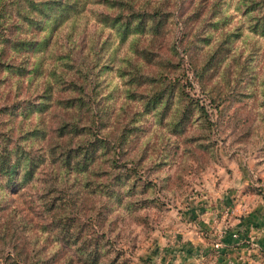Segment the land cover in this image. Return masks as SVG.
Masks as SVG:
<instances>
[{"label": "trees", "instance_id": "trees-1", "mask_svg": "<svg viewBox=\"0 0 264 264\" xmlns=\"http://www.w3.org/2000/svg\"><path fill=\"white\" fill-rule=\"evenodd\" d=\"M89 1L0 0V83L15 77L14 90L22 78L34 83L29 95L6 97L0 105V122L7 124L0 129V209L6 201V191H18L44 175L41 206L50 216L51 231L44 236L45 257L34 246H23L22 250L14 246L7 256L0 257V264H115L119 250L113 249L109 236L115 221L109 214L122 206L134 212L146 205L141 202L146 197L136 194L144 188L151 189L153 184L141 182L135 166L148 157L147 144L153 149L150 132L160 141V158L154 160V166H163L175 160L172 156L179 153L180 142L188 151L185 155L194 156L196 151L214 154L213 126H235L240 121L244 126L237 134L240 138L248 134L250 137L257 126H264L263 117L254 115L250 119L249 114L258 90L264 89V74L256 68L257 60L264 55V43L257 41L260 36L264 38V0H199L187 14L176 15L182 16L187 29L180 35L183 46L179 58L185 55L201 96L186 90L193 85L187 76V83L171 79L174 60L161 55L155 44L170 20L171 13L164 6L170 0H96L113 12L96 14L100 30L107 31L96 33L91 50L85 53L77 35L85 30L84 11ZM232 7L242 15L230 25ZM194 22L199 26L189 34ZM244 30L252 38L241 50L233 44ZM215 31L220 35L212 41ZM141 36L150 45L137 47ZM60 37L64 42L59 45ZM126 43L128 50L121 54ZM89 55L86 70L77 65V57L86 60ZM135 56L157 67L151 78L140 73L142 65L134 61ZM115 58L118 64L114 70L125 85L128 76L131 90L128 94L124 90L125 95L142 107L138 117H130L109 134L103 131L108 111L95 101L96 95L90 94L98 81L89 79L97 77V70L91 68L99 69L96 65L100 60H104L101 67L111 70L109 62ZM41 80L43 84L38 88ZM147 82L152 84L150 91L131 94ZM203 100L210 103L212 110ZM246 103L250 110L243 118L237 112L238 108L244 111ZM55 106L67 115L51 130L31 121L32 117L41 119ZM227 111L229 114L222 117ZM147 114H153L159 126H141ZM213 115L218 120L216 124ZM127 148L135 150L137 159L129 160L134 166L117 160ZM87 211L92 230L78 216ZM99 217L104 219L101 225ZM1 232L3 237L5 233ZM68 250L71 252L64 254Z\"/></svg>", "mask_w": 264, "mask_h": 264}, {"label": "rangeland", "instance_id": "rangeland-1", "mask_svg": "<svg viewBox=\"0 0 264 264\" xmlns=\"http://www.w3.org/2000/svg\"><path fill=\"white\" fill-rule=\"evenodd\" d=\"M142 1L136 0L137 3ZM196 2L199 0H170L164 4L165 9L171 13V17L155 44H158L161 55L164 54L169 59L174 60L173 71L169 72L171 79L177 78L181 82H186L185 76H187L189 80H192L193 85L186 87V90L193 95L201 96L198 85L193 80L192 73L184 61L185 55L179 58L183 46L180 35L187 29L182 16H176L179 13L185 15L190 12L195 7ZM150 4H152L151 1ZM106 10L113 12V9L107 8L106 5L96 0H91L85 4L84 14L86 16L83 22L85 30L77 35L82 44L83 52L86 53L91 50L90 44L96 38V33L107 31L106 28L100 30L96 15L98 12ZM230 12L233 15L229 24L233 25L241 18L242 13L233 7ZM197 26H199L197 22H194L189 29V34L194 32ZM246 32L247 30H244L242 37L235 40L234 47L241 50L247 48L252 37L246 36ZM219 35L220 31L213 32L212 41ZM257 41L264 43V38L260 36ZM61 42H64V39L62 41L60 37L58 44L60 45ZM144 45L150 44L146 37L141 36L136 46ZM127 50L128 43L125 47H121L119 52L122 54ZM263 57L264 55L257 60L256 65L257 70L259 73L262 72V75L264 74ZM90 58L91 55L86 56V60L77 57L80 62L77 65L86 70ZM134 61L140 62L142 65L140 73L143 76L151 78V75L156 72L157 67L143 59L141 60L140 57L135 56ZM102 62H104L103 59L96 65L101 70L91 68V70H97L98 75L97 77H90L89 80L95 79L93 82H98L95 90L91 89L90 94L96 95L95 101L100 102L99 106L102 104L104 109L108 111L109 119L103 124L106 126L103 131L111 134L114 130H118L115 126L128 122L132 116L138 117L142 105L134 98L125 95V91L128 94L131 89L126 81L128 76L125 79V85L122 77L114 70L118 64L117 58L109 62L111 70L101 67ZM176 66L179 67L175 68ZM163 70H167V68ZM14 78L11 77L0 83V105L4 103L6 97L25 96L32 92L34 83L29 84L26 78H22L19 88L14 90L12 85ZM49 80H52V76H49ZM93 82L90 84L93 85ZM42 84L43 80L38 84V88ZM151 89V82H147L133 90L135 93L131 94L134 96L142 90L150 91ZM256 97L253 103L254 108L251 110L252 112H249L250 119L254 115L258 118H264V89H259ZM203 102L209 110H212L210 103L208 104L204 100ZM246 104L244 111L241 110L242 108H238L237 112L243 118L250 110L249 103ZM213 112L215 113V110ZM227 112L222 117H225L230 111ZM65 115L67 113L61 107L55 106L50 113L41 119L37 116L32 117L31 121L44 124L48 130H51L59 124V120ZM153 118V114L144 115L139 124L148 129L159 126V124H155ZM211 118L215 119V124L218 122L214 115ZM240 123L238 121L235 126H229L225 123V126H213L214 132L211 137L214 140L213 143L215 142L212 147L214 154L208 156L201 151H196L194 156L185 155L188 151L184 147L185 144L180 142L177 151L179 153L172 156L175 160L163 164V166H154V160L160 158L157 148L160 141L151 132L148 134L153 149L150 144H147L145 153L148 157L136 162L135 166L136 174L141 176L140 181L144 182L145 185L150 182L153 184L151 189L146 190L144 188L136 194L141 198L146 197L141 200L146 205H141L134 212H130L122 206L123 208L114 209L109 214V218L115 220L112 224L114 228L109 231V236L113 240V249L119 250L115 264L121 261V264H216L217 261L220 264H236L239 256L242 255H233L231 249L233 243H227L225 238L226 235L234 237L238 234H243L245 236L243 241L250 243V249H255L252 254L262 253V251L264 253V247H259L253 237L250 238V242L249 239H246L248 234L251 236L264 234V230H261V227H258L259 224H256L261 221L264 222V150L261 149L264 143V126H257V131L252 132L250 137L248 134L245 138H240V135L237 136V134L244 128V126H240ZM6 127L7 124L1 121L0 129ZM134 152L133 148L129 150L127 148L118 154L117 160L120 163L134 166V163L129 161L131 158L137 159ZM102 178L105 177L102 176ZM44 186L45 176L42 175L18 191H6V201L0 209V234L1 231L5 233L3 237H0V257L2 259L12 251V248L15 249L14 246L21 250L23 246L25 248L34 246L38 249L40 256L45 257L44 236H48L51 231L48 230L50 216L42 210L41 206ZM149 198L152 199L149 200ZM203 208H208V211L212 213L210 215L209 212L205 213ZM89 213V211L82 212L78 216L87 222ZM108 213L109 211L105 212L104 219ZM98 220L101 225L102 218L99 217ZM204 220H208V226L203 225ZM245 221L251 223V228L248 227L250 233H247L246 229L240 226V222ZM86 224L92 230L88 222ZM98 226V224L94 225L93 228L96 229ZM52 234L55 235V231L52 230ZM199 236L206 238L205 240L208 242V247L205 250L203 246L198 249L195 244L197 242L194 240L197 241ZM184 239L191 242L189 248L185 247V243H182ZM188 251L190 253L193 251V255L187 253ZM70 252L71 250H68L64 254ZM260 253L259 255H261ZM260 258L255 264H262Z\"/></svg>", "mask_w": 264, "mask_h": 264}, {"label": "crops", "instance_id": "crops-1", "mask_svg": "<svg viewBox=\"0 0 264 264\" xmlns=\"http://www.w3.org/2000/svg\"><path fill=\"white\" fill-rule=\"evenodd\" d=\"M203 210H205L204 211L205 213L209 212L208 213L209 215L212 213V212L208 211V208H203ZM203 222H204L203 225L208 226V220H204ZM250 224L251 223L248 221L240 222V226H242V228L246 229L247 233H250V228H251ZM256 224H259L258 227H261V230H264L263 229L264 222L261 221V222H258ZM248 227H250V228H248ZM244 237L245 236L243 234H238L234 237H232L231 235H226V238H225V241H227V243H229V244L233 243V245L231 246L232 254L233 255H240V254L242 255V256H239L240 258H239V260L236 261V264H238V263H240V264H249V263L255 264L259 261L260 257H261L260 259L262 260L260 262L262 264H264V253H263V251H262V253L259 252L261 255H259V253H257V252H256V254L255 253L252 254L253 250H255V249H250V243L243 241L245 239ZM252 237H253V239H255L254 241L257 242L259 247H264V234L263 233L259 234L258 236L257 235L251 236L248 234V236H246V239L247 240L249 239V242H250V238L252 239ZM205 239L201 238L199 236L197 241L194 240L195 242H197L195 244L197 245L198 249H201L203 246V249L205 250L208 247V242H206ZM182 243H185V247H187V248H189L191 246V242H189V240L184 239ZM192 243H194V242H192ZM193 251H194V249H193ZM193 251H192V253H190L189 251L187 253H190V255L191 254L193 255ZM184 253H186V252H184ZM175 259H176V257H175ZM216 264H220V263L217 261Z\"/></svg>", "mask_w": 264, "mask_h": 264}]
</instances>
